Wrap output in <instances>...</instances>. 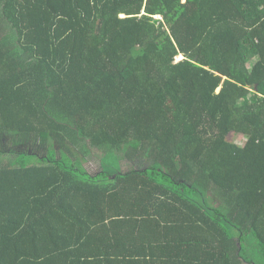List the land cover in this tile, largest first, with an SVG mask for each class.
Masks as SVG:
<instances>
[{"label":"trees","instance_id":"obj_1","mask_svg":"<svg viewBox=\"0 0 264 264\" xmlns=\"http://www.w3.org/2000/svg\"><path fill=\"white\" fill-rule=\"evenodd\" d=\"M0 264H264V0H0Z\"/></svg>","mask_w":264,"mask_h":264},{"label":"rangeland","instance_id":"obj_2","mask_svg":"<svg viewBox=\"0 0 264 264\" xmlns=\"http://www.w3.org/2000/svg\"><path fill=\"white\" fill-rule=\"evenodd\" d=\"M182 58V56L181 57H178V59H181ZM230 137V140H232V141H235L237 144H240V145H244L245 144V141H246V139H245V137L243 136V135H229Z\"/></svg>","mask_w":264,"mask_h":264},{"label":"bare ground","instance_id":"obj_3","mask_svg":"<svg viewBox=\"0 0 264 264\" xmlns=\"http://www.w3.org/2000/svg\"><path fill=\"white\" fill-rule=\"evenodd\" d=\"M182 56V55H181ZM181 56H179V57H181Z\"/></svg>","mask_w":264,"mask_h":264}]
</instances>
